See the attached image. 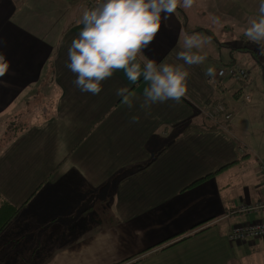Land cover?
Returning <instances> with one entry per match:
<instances>
[{
	"label": "crops",
	"instance_id": "crops-1",
	"mask_svg": "<svg viewBox=\"0 0 264 264\" xmlns=\"http://www.w3.org/2000/svg\"><path fill=\"white\" fill-rule=\"evenodd\" d=\"M258 6L194 0L162 14L137 62L183 65L187 90L179 103L143 109V77L132 83L115 71L98 95L73 84L67 51L85 0H0V63L9 65L0 77V193L20 207L0 233V264H264V237L229 239L264 216L240 210L264 202V61L246 81L218 76L240 65ZM191 34L206 41L191 50L206 57L200 65L177 58ZM210 102L235 113L228 129L200 115ZM13 122L25 124L8 144Z\"/></svg>",
	"mask_w": 264,
	"mask_h": 264
},
{
	"label": "clouds",
	"instance_id": "clouds-1",
	"mask_svg": "<svg viewBox=\"0 0 264 264\" xmlns=\"http://www.w3.org/2000/svg\"><path fill=\"white\" fill-rule=\"evenodd\" d=\"M194 0H97L94 7L83 10L82 28L67 51L66 67L75 75L73 84L81 92L98 95L101 83L111 78L115 71L122 70L129 82L136 83L141 77L147 82L143 90L141 108L169 100L179 103L186 94L188 72L183 65L160 64L153 60L137 62L138 54L153 42L161 28L162 14L170 17L182 6L193 5ZM258 19L249 20L244 35L257 44L260 55H264V0H259ZM206 41L196 34L186 35L183 49L177 58L184 65H200L205 56L193 53ZM7 63H0V77L8 71ZM206 75H215L209 67ZM117 96L130 108L133 106L128 87L117 89ZM139 118L132 117V122Z\"/></svg>",
	"mask_w": 264,
	"mask_h": 264
},
{
	"label": "built area",
	"instance_id": "built-area-1",
	"mask_svg": "<svg viewBox=\"0 0 264 264\" xmlns=\"http://www.w3.org/2000/svg\"><path fill=\"white\" fill-rule=\"evenodd\" d=\"M91 7H94L96 4L95 0H85ZM218 76L224 77L228 76L237 81H246L248 80L249 73L246 69L238 64L227 65L226 67L220 68L218 70ZM250 96H245V101H249ZM199 113L208 121L221 126L224 129H228L229 125L232 123L235 113L228 109L221 102H210L201 106ZM259 172L264 178V159L260 160L259 163ZM241 211L251 212L254 210H264V202L254 205V206H242ZM264 237V216L262 220L258 223L235 226L229 233V239L233 242L236 241H247L250 239H257Z\"/></svg>",
	"mask_w": 264,
	"mask_h": 264
},
{
	"label": "rangeland",
	"instance_id": "rangeland-1",
	"mask_svg": "<svg viewBox=\"0 0 264 264\" xmlns=\"http://www.w3.org/2000/svg\"><path fill=\"white\" fill-rule=\"evenodd\" d=\"M249 26V23H248ZM238 38V37H237ZM236 43V42H233ZM240 50H243L244 52H246L247 50H252L254 53H256V55L259 58V62H261V64H263L264 61V55H260L259 53V49L257 44L252 43L250 41H248L246 43V45L244 47L238 48ZM238 62L240 64V66H242L244 69H246L251 73V76L255 75L256 72L261 73L262 72V65L260 63H258V61H256L252 55L248 52L244 53L243 55H241L240 57H238ZM223 68V67H222ZM264 70V68H263ZM264 72V71H263ZM249 78V77H248ZM248 102V101H247ZM17 122H13L12 124H10V126L8 127L7 133H8V137L6 139H8V144L18 135V133L20 132L19 130L21 129V126H23L24 124H16ZM1 150V149H0ZM3 150V149H2ZM6 199L8 202H10L6 197H4L1 193H0V204H2V200ZM11 203V202H10ZM12 204V203H11ZM13 205V204H12ZM16 206V205H14ZM18 207V206H16ZM20 207H18L19 209ZM16 217V216H15ZM120 264H128V261H124L123 263Z\"/></svg>",
	"mask_w": 264,
	"mask_h": 264
},
{
	"label": "trees",
	"instance_id": "trees-1",
	"mask_svg": "<svg viewBox=\"0 0 264 264\" xmlns=\"http://www.w3.org/2000/svg\"><path fill=\"white\" fill-rule=\"evenodd\" d=\"M246 52L250 53L252 57L259 62V58L252 50H247ZM262 65V64H261ZM264 71V70H263ZM146 165L143 166H136L134 169L139 170L144 168ZM19 209L18 207L12 205L6 199L2 200V204H0V233L7 227V225L15 218L18 214Z\"/></svg>",
	"mask_w": 264,
	"mask_h": 264
}]
</instances>
